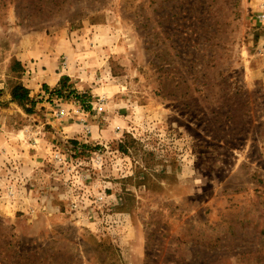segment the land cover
Returning <instances> with one entry per match:
<instances>
[{"label": "rangeland", "instance_id": "1", "mask_svg": "<svg viewBox=\"0 0 264 264\" xmlns=\"http://www.w3.org/2000/svg\"><path fill=\"white\" fill-rule=\"evenodd\" d=\"M0 88V264H264V0H0Z\"/></svg>", "mask_w": 264, "mask_h": 264}, {"label": "crops", "instance_id": "2", "mask_svg": "<svg viewBox=\"0 0 264 264\" xmlns=\"http://www.w3.org/2000/svg\"><path fill=\"white\" fill-rule=\"evenodd\" d=\"M28 40L29 52H23L21 57L19 58L24 67L25 73H27L24 74L25 76L27 75L26 79L29 82L28 86L33 84L34 81V84H36V88L39 87V84L41 83H45L50 87L56 85L60 78V74L56 73L55 70V67L57 65L55 54L58 51L50 53L49 49H57L58 40L56 39V37L55 39L54 37H44L39 42L33 40L32 38ZM45 65H49L50 70H48L47 68L45 69ZM29 70L33 71L34 73H30L33 75V78L30 79L28 77ZM25 76H23V78H25ZM37 82H39V84ZM40 104H42V102ZM37 140L38 138H35V141ZM40 140L44 141L42 139ZM33 146L36 147V145ZM44 152H46V150H44Z\"/></svg>", "mask_w": 264, "mask_h": 264}, {"label": "trees", "instance_id": "3", "mask_svg": "<svg viewBox=\"0 0 264 264\" xmlns=\"http://www.w3.org/2000/svg\"><path fill=\"white\" fill-rule=\"evenodd\" d=\"M11 72L16 73L15 77L19 79L21 75L24 73V67L21 64V62L17 59H13L11 61L10 69ZM61 78V87H63ZM59 80V81H60ZM11 85L9 86V95L10 100L12 102H15L19 105H21L25 111L31 112L32 108L34 107L33 100L29 96V89L19 80L12 81L10 80ZM56 95H60L62 92V88H59L58 90H54ZM3 93V89L0 88V103H1V96Z\"/></svg>", "mask_w": 264, "mask_h": 264}, {"label": "built area", "instance_id": "4", "mask_svg": "<svg viewBox=\"0 0 264 264\" xmlns=\"http://www.w3.org/2000/svg\"><path fill=\"white\" fill-rule=\"evenodd\" d=\"M58 114H62V111H58Z\"/></svg>", "mask_w": 264, "mask_h": 264}]
</instances>
